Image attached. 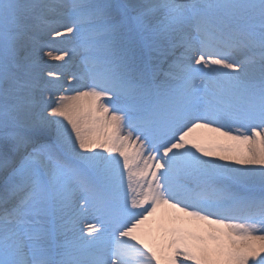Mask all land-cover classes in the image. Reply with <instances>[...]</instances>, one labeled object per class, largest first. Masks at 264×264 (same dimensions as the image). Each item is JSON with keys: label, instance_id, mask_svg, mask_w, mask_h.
<instances>
[{"label": "snow or ice", "instance_id": "obj_1", "mask_svg": "<svg viewBox=\"0 0 264 264\" xmlns=\"http://www.w3.org/2000/svg\"><path fill=\"white\" fill-rule=\"evenodd\" d=\"M0 264H264V0H0Z\"/></svg>", "mask_w": 264, "mask_h": 264}, {"label": "bare ground", "instance_id": "obj_2", "mask_svg": "<svg viewBox=\"0 0 264 264\" xmlns=\"http://www.w3.org/2000/svg\"><path fill=\"white\" fill-rule=\"evenodd\" d=\"M203 142L205 143L206 146H214L216 144L224 145L229 143L225 138L217 137L216 134H212V133H203ZM151 219L154 218H150V220Z\"/></svg>", "mask_w": 264, "mask_h": 264}, {"label": "rangeland", "instance_id": "obj_3", "mask_svg": "<svg viewBox=\"0 0 264 264\" xmlns=\"http://www.w3.org/2000/svg\"><path fill=\"white\" fill-rule=\"evenodd\" d=\"M221 154L227 155L228 153H221ZM212 159H218V156H214V157H212Z\"/></svg>", "mask_w": 264, "mask_h": 264}]
</instances>
